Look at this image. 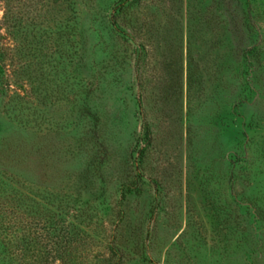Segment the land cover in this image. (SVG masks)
I'll return each instance as SVG.
<instances>
[{"label":"rangeland","instance_id":"rangeland-1","mask_svg":"<svg viewBox=\"0 0 264 264\" xmlns=\"http://www.w3.org/2000/svg\"><path fill=\"white\" fill-rule=\"evenodd\" d=\"M0 264H264V0H0Z\"/></svg>","mask_w":264,"mask_h":264}]
</instances>
